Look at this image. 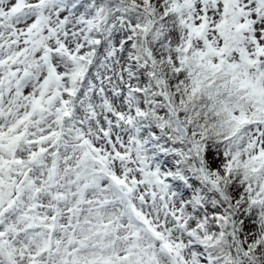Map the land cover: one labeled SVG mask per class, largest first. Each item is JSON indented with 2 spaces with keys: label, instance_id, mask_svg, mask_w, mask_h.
<instances>
[{
  "label": "snow or ice",
  "instance_id": "obj_1",
  "mask_svg": "<svg viewBox=\"0 0 264 264\" xmlns=\"http://www.w3.org/2000/svg\"><path fill=\"white\" fill-rule=\"evenodd\" d=\"M0 264H264V0H0Z\"/></svg>",
  "mask_w": 264,
  "mask_h": 264
}]
</instances>
